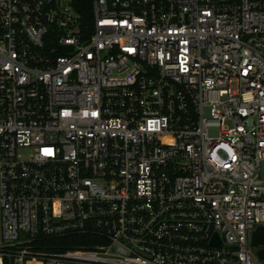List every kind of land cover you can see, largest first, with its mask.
<instances>
[{"label": "built area", "instance_id": "2783aa9c", "mask_svg": "<svg viewBox=\"0 0 264 264\" xmlns=\"http://www.w3.org/2000/svg\"><path fill=\"white\" fill-rule=\"evenodd\" d=\"M80 2L0 0V264H264V0Z\"/></svg>", "mask_w": 264, "mask_h": 264}, {"label": "water", "instance_id": "95a60500", "mask_svg": "<svg viewBox=\"0 0 264 264\" xmlns=\"http://www.w3.org/2000/svg\"><path fill=\"white\" fill-rule=\"evenodd\" d=\"M252 247L264 246V227H258L252 236ZM260 258H264V248L257 252Z\"/></svg>", "mask_w": 264, "mask_h": 264}, {"label": "trees", "instance_id": "16d2710c", "mask_svg": "<svg viewBox=\"0 0 264 264\" xmlns=\"http://www.w3.org/2000/svg\"><path fill=\"white\" fill-rule=\"evenodd\" d=\"M77 11L79 12H83V14L88 18L90 16V13H91V8H90V3H89V0H81L80 4L77 5ZM69 239V238H68ZM66 239V240H68ZM81 243V240H71V241H67L65 244L67 247H71L69 245H78ZM83 243V242H82Z\"/></svg>", "mask_w": 264, "mask_h": 264}, {"label": "rangeland", "instance_id": "374dc122", "mask_svg": "<svg viewBox=\"0 0 264 264\" xmlns=\"http://www.w3.org/2000/svg\"><path fill=\"white\" fill-rule=\"evenodd\" d=\"M215 130L211 131V134H214ZM260 177L264 179V161L260 163Z\"/></svg>", "mask_w": 264, "mask_h": 264}]
</instances>
